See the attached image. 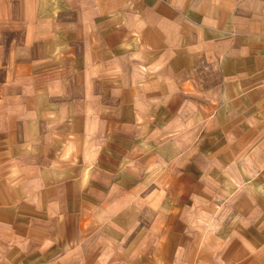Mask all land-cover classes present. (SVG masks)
I'll list each match as a JSON object with an SVG mask.
<instances>
[{
	"label": "crops",
	"instance_id": "obj_1",
	"mask_svg": "<svg viewBox=\"0 0 264 264\" xmlns=\"http://www.w3.org/2000/svg\"><path fill=\"white\" fill-rule=\"evenodd\" d=\"M0 35V264H264V0H0Z\"/></svg>",
	"mask_w": 264,
	"mask_h": 264
},
{
	"label": "rangeland",
	"instance_id": "obj_2",
	"mask_svg": "<svg viewBox=\"0 0 264 264\" xmlns=\"http://www.w3.org/2000/svg\"><path fill=\"white\" fill-rule=\"evenodd\" d=\"M9 35H10V33H8V34H7V36H9ZM0 38H2V36H1V35H0Z\"/></svg>",
	"mask_w": 264,
	"mask_h": 264
}]
</instances>
